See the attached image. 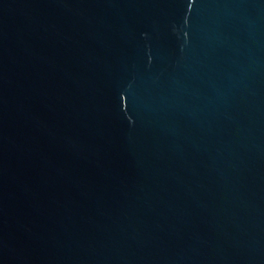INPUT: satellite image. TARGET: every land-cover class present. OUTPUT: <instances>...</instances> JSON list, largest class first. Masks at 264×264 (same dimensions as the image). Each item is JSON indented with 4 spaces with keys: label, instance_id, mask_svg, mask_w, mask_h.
I'll list each match as a JSON object with an SVG mask.
<instances>
[{
    "label": "water",
    "instance_id": "obj_1",
    "mask_svg": "<svg viewBox=\"0 0 264 264\" xmlns=\"http://www.w3.org/2000/svg\"><path fill=\"white\" fill-rule=\"evenodd\" d=\"M0 264H264V0H0Z\"/></svg>",
    "mask_w": 264,
    "mask_h": 264
}]
</instances>
